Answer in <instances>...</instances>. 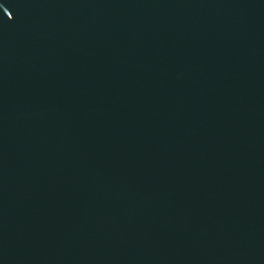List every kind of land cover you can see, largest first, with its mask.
Returning a JSON list of instances; mask_svg holds the SVG:
<instances>
[{
    "label": "water",
    "instance_id": "95a60500",
    "mask_svg": "<svg viewBox=\"0 0 264 264\" xmlns=\"http://www.w3.org/2000/svg\"><path fill=\"white\" fill-rule=\"evenodd\" d=\"M0 264H264V0H0Z\"/></svg>",
    "mask_w": 264,
    "mask_h": 264
}]
</instances>
